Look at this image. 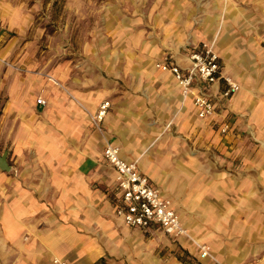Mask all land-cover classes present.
<instances>
[{"label": "crops", "instance_id": "1", "mask_svg": "<svg viewBox=\"0 0 264 264\" xmlns=\"http://www.w3.org/2000/svg\"><path fill=\"white\" fill-rule=\"evenodd\" d=\"M3 7L6 31L22 28V11ZM98 24L65 57L57 48L51 60L31 59L24 45L11 62L10 43L0 48V151L10 166L0 170V264H264V0H115ZM202 42L220 62L202 90L219 96L224 76L239 85L207 118L192 102L199 83L184 97L156 67L165 57L189 66ZM105 101L97 131L92 116ZM107 143L172 201L209 257L184 236L115 215Z\"/></svg>", "mask_w": 264, "mask_h": 264}, {"label": "built area", "instance_id": "2", "mask_svg": "<svg viewBox=\"0 0 264 264\" xmlns=\"http://www.w3.org/2000/svg\"><path fill=\"white\" fill-rule=\"evenodd\" d=\"M188 60L190 65L183 68L165 57L157 62L156 67L171 73L182 89L184 97L189 95L195 83H199V89L192 100L196 115L199 118L210 117L215 113L216 104L222 99L231 97L237 92L239 85L229 76H224L222 79L225 87L219 96L202 90V85L210 84L218 78L220 69L219 56L211 43L202 42L195 51L188 54ZM39 103L44 104L45 101L39 99ZM109 106L108 101L103 102L92 116L91 121L97 131L101 130V124L108 113ZM230 129V123L226 122L220 127V132L227 134ZM103 157L115 173V190L119 193L115 215L118 218L131 228L145 230L156 225L167 234L184 236L196 245L202 258L210 256L209 248L195 242L186 228L180 224L172 201L161 196L139 170L135 161L129 162L122 159L119 148L109 143L103 149ZM52 264H67V262L55 258Z\"/></svg>", "mask_w": 264, "mask_h": 264}, {"label": "rangeland", "instance_id": "3", "mask_svg": "<svg viewBox=\"0 0 264 264\" xmlns=\"http://www.w3.org/2000/svg\"><path fill=\"white\" fill-rule=\"evenodd\" d=\"M114 2L115 0H0L1 17L5 14V3L13 12L23 13L18 19L23 27L13 28L12 31H6L4 20L0 19V48L10 43L11 62L19 59L21 46L24 45L26 48L23 53L31 54V59L51 60L57 48H64L65 52H61L60 56L65 57L69 45L78 42L84 30L89 32L97 28L100 12ZM125 11L131 13L130 8ZM143 26L149 27L148 24ZM12 67L20 69L15 64ZM166 251V248L161 249L158 254L164 256Z\"/></svg>", "mask_w": 264, "mask_h": 264}, {"label": "water", "instance_id": "4", "mask_svg": "<svg viewBox=\"0 0 264 264\" xmlns=\"http://www.w3.org/2000/svg\"><path fill=\"white\" fill-rule=\"evenodd\" d=\"M8 151H0V170L3 172H8L10 170V166L8 164Z\"/></svg>", "mask_w": 264, "mask_h": 264}]
</instances>
